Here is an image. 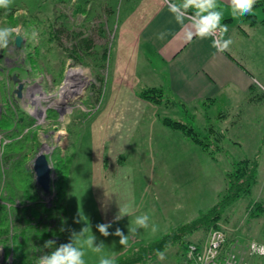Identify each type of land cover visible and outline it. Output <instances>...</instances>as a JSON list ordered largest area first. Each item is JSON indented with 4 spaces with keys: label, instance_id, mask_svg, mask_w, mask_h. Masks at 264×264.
Instances as JSON below:
<instances>
[{
    "label": "rangeland",
    "instance_id": "374dc122",
    "mask_svg": "<svg viewBox=\"0 0 264 264\" xmlns=\"http://www.w3.org/2000/svg\"><path fill=\"white\" fill-rule=\"evenodd\" d=\"M122 1H119V7L111 5V10H116L117 14L108 19L99 12L105 7V4L99 5L100 0H13L10 10L0 9V26L18 28L24 36H21L20 47L14 38L7 48L0 50V206H5L9 213V231L0 237V264H36L40 255L53 250L43 247L45 241L54 239V247H58L65 239L62 231L54 232L62 230V215L57 213L58 209L53 212L58 214V222L49 219L44 211L38 218L37 211L43 208L52 211L61 203L66 209L67 176L72 157H76L77 173L85 168L87 145L91 140L89 126L109 93L117 37L116 16H122L125 11ZM89 2L92 9L99 8L91 16L86 12ZM258 16L264 19V12L259 11ZM239 19L241 17L235 19L236 23L242 24ZM33 31L37 33L34 39ZM261 61L264 59L258 63ZM249 63L259 67L256 61ZM71 70L78 71L79 75L70 77ZM257 72L263 82L264 67ZM14 77H17L16 82ZM19 84H22L21 98L16 93ZM262 84L264 86V82ZM254 89L253 94L262 98L260 102L243 106L234 102L230 107L220 104L209 111L212 128L224 133L223 139L214 132L203 130L205 119L195 109L179 108L177 101L165 96L156 106L159 108L157 116L169 117L192 127L207 136L209 142H219L220 150L215 153L218 162H212L205 153V162L200 165L203 176L197 181V190L192 197L196 198V205L190 209L191 199L181 200L175 194L180 183L173 164L166 160L162 149L156 150V178L140 214L148 213L151 223L158 225L159 231L152 234L150 230L138 229L135 235L129 236L132 242L140 233L146 240H156L172 227L212 209L226 190V173L233 163L256 161L259 174L252 194L221 212L217 228H203L188 235L183 244L164 251L166 259L163 261L155 257L144 264H195L187 256L185 246L196 243L205 247L213 229H220L226 235L228 244L222 252L224 259L234 257L236 264H264V254L253 251V245L257 249L264 245V211L258 217H251L256 205L264 208V90L258 86ZM220 111L221 114L226 112L225 119H217ZM22 117H28L31 124L18 130L16 125H21ZM11 118H14L13 123L4 124L5 119ZM161 125L157 126V131L173 132ZM38 153L47 156L52 169L50 193H44L35 179L33 165ZM58 186L62 187L60 197ZM79 188L77 183L75 189ZM11 193L17 197L11 198ZM88 217L90 223V212ZM123 225L120 229L124 235H129L128 227L124 229ZM119 239L115 235H99L95 243L103 241L108 248L110 245L107 244L113 240L118 243ZM119 246H111L104 254L118 259ZM137 246L132 245V249ZM132 252L125 255H132ZM95 255L89 250L85 258L99 262Z\"/></svg>",
    "mask_w": 264,
    "mask_h": 264
},
{
    "label": "crops",
    "instance_id": "0c3cea01",
    "mask_svg": "<svg viewBox=\"0 0 264 264\" xmlns=\"http://www.w3.org/2000/svg\"><path fill=\"white\" fill-rule=\"evenodd\" d=\"M119 1L100 0L99 5L105 4L100 10L92 9L89 2L86 12L91 16L99 10L108 19L117 14L116 10H111V5L119 7ZM218 3L224 12L222 24L228 25L227 35L234 40L230 49L222 53L211 47V39L195 38L187 42L186 28L174 21L168 10V0L122 1L125 11L122 16H116L117 37L109 93L89 126L91 140L87 145L84 170L79 172L81 174L75 171L76 157L73 156L67 176L68 232L63 243L69 242L73 231L79 233L84 227H89L88 235L92 231L98 239L101 234L96 225L114 221L119 205H127L131 214L113 223L109 232L138 216L155 182L156 150L162 149L166 160L173 164L180 183V188L175 189L176 196L181 200L190 198V209L196 205V198L192 197L197 181L203 176L200 165L205 162L206 152L183 133L179 135L180 131L165 126L164 116H157L159 108L142 100L139 91L163 89L167 99L177 101V107L195 109L203 115L205 132L214 130L209 116L211 108L220 104L230 107L234 102H240L241 106L260 102L261 96L253 93L256 86L264 90V81L257 76V71L264 67V62L258 63L264 59V23H261L264 19L258 16L259 11L264 12V5L251 13L258 21L253 25L247 16L239 19L242 24L236 23L235 19L240 16H232L230 0H218ZM185 23L187 25L188 21ZM160 31L168 33L163 40L156 39ZM252 61L260 68L251 65ZM225 115L226 112L221 114L220 111L216 117L222 120ZM159 124L173 132L157 131ZM77 183L80 184L78 190L75 189ZM89 212L92 215L90 223ZM127 227L123 225L124 229ZM143 237L140 233L136 240L128 241V244L138 245L134 249L131 244L122 246L114 239L104 251L118 244L121 246L118 258H121L161 238L152 241ZM95 256L99 260V256ZM87 258L86 264L98 263Z\"/></svg>",
    "mask_w": 264,
    "mask_h": 264
},
{
    "label": "clouds",
    "instance_id": "9594fccd",
    "mask_svg": "<svg viewBox=\"0 0 264 264\" xmlns=\"http://www.w3.org/2000/svg\"><path fill=\"white\" fill-rule=\"evenodd\" d=\"M12 3L13 0H0V9L10 10ZM256 4L257 0H230L232 16H247L253 12ZM167 6L174 21L186 28L185 39L187 42H191L195 38L200 40L211 39V47L221 53L228 51L233 45L234 40L227 35L229 32L228 25L222 24L224 12L218 0H168ZM186 21H188L187 25ZM31 35L34 39L37 33L33 31ZM167 35V31L157 32L156 39L163 40ZM17 36L24 37L20 29L12 26H0V50L7 48L9 42ZM130 214L127 205H119V211L114 221L98 224L96 228L104 237L109 235L119 237V243L122 246H127L130 234L135 235L138 229L150 230L152 234L159 231L158 225L151 223L149 214L142 213L130 222L128 226L129 235H124L118 227L114 232H109L113 223ZM88 232L89 227H84L79 233L73 231L69 242L62 243L58 247H54L56 245L54 239L45 241L43 247L53 250L40 255L36 264H86L85 256L89 250L99 256L98 264H116L114 255L104 254L106 248L104 242L101 241L96 244L95 235L92 231L91 235H88ZM166 247H170V245H166ZM257 250L264 254V245L259 246V249L253 245V251L256 252ZM155 255L161 261L166 259L164 251L156 250Z\"/></svg>",
    "mask_w": 264,
    "mask_h": 264
},
{
    "label": "trees",
    "instance_id": "16d2710c",
    "mask_svg": "<svg viewBox=\"0 0 264 264\" xmlns=\"http://www.w3.org/2000/svg\"><path fill=\"white\" fill-rule=\"evenodd\" d=\"M262 5H264V0H259L257 1L255 8L260 7ZM247 17L251 18L250 21H251V24L253 25L258 22L254 15L249 14L247 15ZM261 23H264V21H262ZM139 96L141 99L151 102L152 104L158 107V105L161 104L163 100L162 97L166 96V94L163 89L149 88V89H144L140 91ZM13 122H14V118L5 119L4 124H7V123L11 124ZM21 122H22L21 125L15 124L18 130L24 129L26 126H29L31 124V120L28 117H22ZM163 123L165 126L183 133L187 138L193 141L196 145L200 146L213 160L218 162V159L216 158L215 153H217L218 150H220V147L218 146L219 142H215V143L209 142L207 141L208 139L207 136L201 135L200 133L196 132L194 128L189 127L181 122L174 121L173 119L169 117H164ZM213 132L215 133V135H218L217 137L221 139L224 138V133L220 131H216V130H213ZM211 148L212 149L214 148V150H212L213 152L210 150ZM258 174H259V164L256 161L243 160L237 163H233L232 168L226 173V182H227L226 190L219 197L220 200L212 209H210L206 213L200 214L196 220H193L189 223L173 228L168 234L164 235L159 240L138 248L137 250L132 252V255L128 254L124 257L116 259L115 260L116 264H144V263H147L148 261L157 257L155 255L156 250L166 251L169 248V247H166V245H170L171 247L179 243L183 244L185 240L188 239L187 238L188 235H192L193 233H196L197 231L203 228L205 229L211 228V227L217 228V223L220 219L221 212H223L225 209H227L228 207H230L237 201L252 194L253 188L258 181ZM57 189H58L57 194L60 197V192H61L62 187L58 186ZM14 195L16 196V194ZM14 195H12L11 193L10 197L15 198ZM58 207L54 208V210L52 211L50 209L47 210L46 208H43L37 211L38 218L40 217L41 211L46 212L47 215L49 216L48 217L49 219L52 218L53 221H57V222H58L57 218L59 219L58 214H60V216L62 215L61 222H60L62 225L61 227L62 230L58 229L57 231H54V232L62 231V233L66 235L68 232L66 209L64 207V204L62 203L59 204ZM1 209H3L4 211H2L3 216L0 217V237H2L3 233L5 234L6 232L9 231V226L7 222L9 213L5 209V206H0V212H1ZM56 210L58 211L57 212L58 214L53 213ZM262 211H264V208L261 205H256L254 211L251 214V217L260 216ZM64 225H65V229H63ZM60 244L61 243H58L57 246H59ZM227 244L228 243H226V245ZM186 248L188 247L185 246V250H187Z\"/></svg>",
    "mask_w": 264,
    "mask_h": 264
},
{
    "label": "built area",
    "instance_id": "2783aa9c",
    "mask_svg": "<svg viewBox=\"0 0 264 264\" xmlns=\"http://www.w3.org/2000/svg\"><path fill=\"white\" fill-rule=\"evenodd\" d=\"M226 243L225 233L220 229H213L205 247L190 244L186 254L195 264H236L234 257L227 260L223 258L222 252Z\"/></svg>",
    "mask_w": 264,
    "mask_h": 264
},
{
    "label": "water",
    "instance_id": "95a60500",
    "mask_svg": "<svg viewBox=\"0 0 264 264\" xmlns=\"http://www.w3.org/2000/svg\"><path fill=\"white\" fill-rule=\"evenodd\" d=\"M22 40L23 39L21 36L16 37V45L18 47H20ZM14 81H17V77H14ZM21 89L22 84H19V89L16 91V93L20 98L22 97ZM33 170L38 186L43 190L44 193H49L51 188L52 169L45 154L38 153L34 159Z\"/></svg>",
    "mask_w": 264,
    "mask_h": 264
},
{
    "label": "bare ground",
    "instance_id": "6f19581e",
    "mask_svg": "<svg viewBox=\"0 0 264 264\" xmlns=\"http://www.w3.org/2000/svg\"><path fill=\"white\" fill-rule=\"evenodd\" d=\"M69 75H70V77L71 76H75V75H79V72L78 71H75V70H71L70 72H69ZM70 83V82H69ZM68 87V86H67ZM68 93V92H67Z\"/></svg>",
    "mask_w": 264,
    "mask_h": 264
}]
</instances>
